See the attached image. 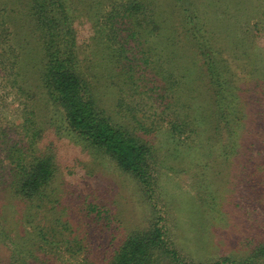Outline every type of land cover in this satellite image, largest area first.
<instances>
[{
	"label": "trees",
	"instance_id": "trees-1",
	"mask_svg": "<svg viewBox=\"0 0 264 264\" xmlns=\"http://www.w3.org/2000/svg\"><path fill=\"white\" fill-rule=\"evenodd\" d=\"M160 20L148 0H82V7L71 0H0V86L15 93L22 119L15 137L0 121V264H264V216L249 222L250 211L233 195L224 205L215 186L199 197V209H188L204 249L211 248L201 255L187 246L182 217L173 211L182 200L160 184L166 146L153 139L164 128L185 149L182 159L198 162L194 178L209 186L219 178L224 185L243 180L264 211V87L253 82L257 96L247 98L248 88L234 83L228 59L201 35L196 17L183 19L188 49ZM86 21L91 33L83 39ZM243 56L234 59L245 58L264 84V59ZM65 138L81 146L93 172L107 165L134 182L150 215L143 228L135 225L117 240L108 235L99 262L77 259L88 252L83 237L74 235L70 217L53 214L73 209L60 197L70 165L61 154ZM89 159L76 158L87 174ZM99 201L86 195L79 212L91 217L87 224L105 219L108 226L109 210ZM202 206H213L216 216ZM239 219L246 227L230 232L239 246L206 237L214 220L225 236ZM212 240L217 244L207 245Z\"/></svg>",
	"mask_w": 264,
	"mask_h": 264
},
{
	"label": "rangeland",
	"instance_id": "rangeland-1",
	"mask_svg": "<svg viewBox=\"0 0 264 264\" xmlns=\"http://www.w3.org/2000/svg\"><path fill=\"white\" fill-rule=\"evenodd\" d=\"M71 1L75 2V5L82 7V0ZM148 2L151 3L153 7L157 9V13L161 15L160 22H162L166 28L170 27L171 34L177 36L176 41L180 46H184L185 49H188V46H185L188 45V37L183 26L185 25L183 19L185 15L193 18L196 17L199 23V29H201V35L208 40L224 60L228 59L227 61L230 67L236 74L233 78L234 83L248 88L249 93L246 95L247 98L251 99L257 96L254 92L255 88H253V82H258L260 88L264 87V84L261 82L262 80L258 75L253 72L251 68L253 66L245 64L244 56L259 55V58L264 59V0H185L184 2H179L177 0H148ZM180 3H183L185 7H183V5L181 6ZM183 9L187 10V12H184ZM80 27L82 38H88L91 33L90 23L87 21L83 22V24H80ZM238 54L244 55L242 57L244 58L243 62L236 61ZM0 83L2 84L1 75ZM195 83L197 82L195 81ZM15 97V93L11 92L7 94L3 92V87L0 88V121L4 127L8 126L9 129L12 128L10 134L13 137L17 135L15 132L16 128L14 129V127L22 120L20 117L21 112L18 109L19 105ZM163 129L164 128H159L153 137L155 144H162L164 147L171 148L165 149V147L164 149H160L161 155H164V158L168 156L166 158L167 162H165V168H163L168 171L163 172L160 184L166 193L175 195L182 200L179 205L183 206H181V208H175L173 211L182 217V230L188 237L187 246L192 251L203 255L208 248H211L207 247V249H204L205 243H202L205 241L204 235L202 234L201 238H199L197 227H193L191 224V211L189 210H192L194 206H197V209H199L198 205L201 201L199 197L203 196L201 198L204 199L209 197V192L214 186L216 189L218 188L222 190V192L224 191V193L221 191L219 193L224 199L227 198L224 205L228 204L230 195H233L245 206V210L250 211L248 214L252 215L250 216L252 219L247 217L248 221L251 223H258L260 219L258 215L264 216V211L260 206V201L254 196V189H252L247 182L241 180L242 182L235 181L232 184L224 185V182H221L222 180L219 178L214 183L215 185L209 186L207 182L202 181L201 178H194L191 173L196 167L193 165L198 164V162L191 164L188 159H182L186 155L185 149L175 146L174 140L169 137ZM223 139L225 138L223 137ZM62 143L64 148L61 149V154L70 156V158L67 156L68 159L66 160V164L70 163V165L64 171L66 183L60 197L64 205L68 204L69 207L72 205L73 209L68 213L67 211L69 208H66V210L58 208L53 214L55 217H61V213L64 214L63 216L65 217H70L73 224L72 228L75 231L74 235L79 238L83 237L84 241L82 244L83 246L85 245L88 252L85 253L82 251L81 254H78L77 259L88 258L90 261L99 262L103 260L101 257L103 249L100 245H103L105 250L107 249L109 244V242H107L108 235L116 238L120 233H126L127 230L135 227V225H140L143 228L147 225L150 215L142 199L140 200L138 196L137 186H135L134 182H130L125 175H118L113 168L106 169L107 165L105 167L100 166L99 170L93 172L92 169L94 165L89 159V156L85 158L82 155V152H80L81 146H79V144H76L74 140L68 138L63 139ZM219 145L218 149L224 151L222 142H220ZM201 150V152L207 151V149ZM77 157H83L87 163L89 159L90 164L88 166L91 167V169L89 170L88 167V170L93 173L87 174L86 168H82L76 161ZM188 157L189 159L192 158L190 155ZM68 160L69 162H67ZM173 167L180 170L173 172L170 169ZM187 168V171H183ZM198 181L200 182L198 183ZM79 195H82V197L78 198ZM86 195H89V198L92 200H100V207L103 211L109 210V216L111 217H109L110 222L108 226L105 225V219L87 224L91 217L84 218L85 214L79 212L81 211L79 209L83 208L81 201ZM175 205L177 206V204ZM212 207L202 206V210H200L201 212L207 210L211 217H215L217 210ZM227 209L226 207V211ZM231 210H228V212ZM104 213L105 212H103V215ZM50 214L51 213H48V215ZM236 216L237 214H234L233 217L236 218ZM262 220H264V218H262ZM236 223L238 228L232 226L228 229L227 235L223 236L224 232L216 227L217 224L214 220L210 226L211 233H206V237L212 236L214 237L213 239L217 237L219 240L222 239V237H227L225 240L226 242L221 241V246L228 247L230 245L234 246L235 244L239 246L237 242L238 235L236 233H230L236 231V229L239 230V228H242L243 225L240 223V219ZM243 227L245 228L246 225ZM256 230L257 227H255L254 232H256ZM111 233L114 234L111 235ZM116 240L113 246L117 243ZM213 241L214 240L207 245H216L217 242ZM113 246H109L110 249H112ZM91 247L93 249H91ZM63 258L68 259V254H64ZM60 262L61 261L57 260V263Z\"/></svg>",
	"mask_w": 264,
	"mask_h": 264
}]
</instances>
